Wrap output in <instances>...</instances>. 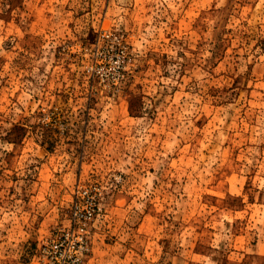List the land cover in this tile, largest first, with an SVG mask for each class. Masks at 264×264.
<instances>
[{"label": "rangeland", "instance_id": "obj_1", "mask_svg": "<svg viewBox=\"0 0 264 264\" xmlns=\"http://www.w3.org/2000/svg\"><path fill=\"white\" fill-rule=\"evenodd\" d=\"M83 187V264H264V0H0V264Z\"/></svg>", "mask_w": 264, "mask_h": 264}, {"label": "built area", "instance_id": "obj_2", "mask_svg": "<svg viewBox=\"0 0 264 264\" xmlns=\"http://www.w3.org/2000/svg\"><path fill=\"white\" fill-rule=\"evenodd\" d=\"M91 191L87 187L79 188L74 201L71 223L61 229L45 250L46 264H83L89 249L88 233L94 218L95 208L92 204L81 206V200L90 198Z\"/></svg>", "mask_w": 264, "mask_h": 264}]
</instances>
